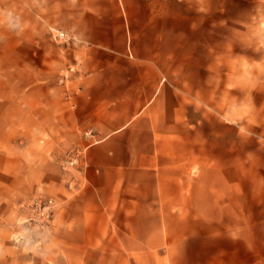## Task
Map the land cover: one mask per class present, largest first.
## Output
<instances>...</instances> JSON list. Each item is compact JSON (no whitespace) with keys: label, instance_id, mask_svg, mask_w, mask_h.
<instances>
[{"label":"crops","instance_id":"0c3cea01","mask_svg":"<svg viewBox=\"0 0 264 264\" xmlns=\"http://www.w3.org/2000/svg\"><path fill=\"white\" fill-rule=\"evenodd\" d=\"M231 61L208 0L0 7V264H264V147ZM48 195L34 249L19 206Z\"/></svg>","mask_w":264,"mask_h":264},{"label":"rangeland","instance_id":"374dc122","mask_svg":"<svg viewBox=\"0 0 264 264\" xmlns=\"http://www.w3.org/2000/svg\"><path fill=\"white\" fill-rule=\"evenodd\" d=\"M8 5L9 0H0V7L7 8ZM208 6L210 52H223L226 69L233 68L231 59L235 57L234 66H239L241 71L242 133L255 134L257 143L264 147V0H208ZM56 32L51 30V37L57 42ZM39 199L53 201L51 221L43 224L36 222L32 219L31 210L26 208L29 211L27 221L21 220L16 224L19 232L26 229L30 231L29 237L33 238L27 240L34 241V249L42 246L44 236L54 225L56 197L36 196L19 206L25 209V205ZM11 226L13 223L8 218L0 220V236ZM24 240V237H17L11 239L10 243L19 245ZM2 246L4 243H0V251Z\"/></svg>","mask_w":264,"mask_h":264},{"label":"built area","instance_id":"2783aa9c","mask_svg":"<svg viewBox=\"0 0 264 264\" xmlns=\"http://www.w3.org/2000/svg\"><path fill=\"white\" fill-rule=\"evenodd\" d=\"M56 40L60 41L65 37L62 32H56ZM83 151L75 150L71 152L70 157L63 162L62 167L64 170H79L81 166ZM25 208L31 210L33 218L38 223H49L53 215V201H43L35 200L24 206Z\"/></svg>","mask_w":264,"mask_h":264}]
</instances>
